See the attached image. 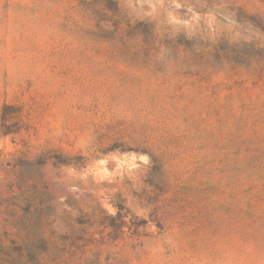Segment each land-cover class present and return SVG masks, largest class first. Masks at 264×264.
<instances>
[{
	"label": "rangeland",
	"instance_id": "rangeland-1",
	"mask_svg": "<svg viewBox=\"0 0 264 264\" xmlns=\"http://www.w3.org/2000/svg\"><path fill=\"white\" fill-rule=\"evenodd\" d=\"M27 242L264 264V0H0V259Z\"/></svg>",
	"mask_w": 264,
	"mask_h": 264
},
{
	"label": "trees",
	"instance_id": "trees-1",
	"mask_svg": "<svg viewBox=\"0 0 264 264\" xmlns=\"http://www.w3.org/2000/svg\"><path fill=\"white\" fill-rule=\"evenodd\" d=\"M114 208L116 209V215L110 216L112 220H120L125 224V218L127 217L126 212L127 209L124 205L114 204ZM145 222V221H144ZM48 243L44 237L40 238L38 242V248H40V254H43L47 251ZM23 252L26 255H15L9 256L5 259H0V264H45L44 256L45 255H34V244L27 242L25 243V248Z\"/></svg>",
	"mask_w": 264,
	"mask_h": 264
}]
</instances>
